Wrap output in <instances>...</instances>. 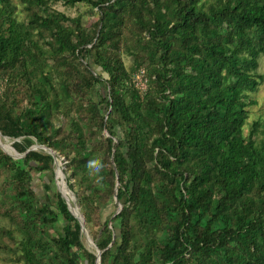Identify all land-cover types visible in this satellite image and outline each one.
<instances>
[{"label":"trees","instance_id":"trees-1","mask_svg":"<svg viewBox=\"0 0 264 264\" xmlns=\"http://www.w3.org/2000/svg\"><path fill=\"white\" fill-rule=\"evenodd\" d=\"M18 2L27 20L0 0V132L24 154L0 150L14 262L98 257L56 189V156L29 151L35 139L67 161L101 264H264V122L245 133L264 82V0ZM33 172L50 174L47 202ZM114 200L122 210L104 221Z\"/></svg>","mask_w":264,"mask_h":264},{"label":"rangeland","instance_id":"rangeland-1","mask_svg":"<svg viewBox=\"0 0 264 264\" xmlns=\"http://www.w3.org/2000/svg\"><path fill=\"white\" fill-rule=\"evenodd\" d=\"M18 0H12V4L14 6H17L16 12L18 13V19L19 20H27L28 16L27 13L24 11V8L22 6L18 5ZM52 9L64 13L68 17H77L78 15H83L84 20H97L98 16L96 14H90L88 11L90 10L87 5L81 4L76 6L75 8H71L68 6L63 5L62 3H58L56 5L51 6ZM129 41L128 38L125 39V43ZM124 62L125 65L130 69L133 65V58L132 57H125L124 56ZM259 74L264 77V56H262L259 59ZM8 78V77H7ZM10 81V79H7L5 83ZM5 84H0V91H4ZM102 92L104 93V88L100 86ZM148 88V83H147ZM94 98L97 100L100 98L99 96V86L98 88H95L93 90ZM254 101L255 105L251 107V115H250V123L248 126V129L245 131L246 134H248L251 125L257 121L264 122V82H262L260 89L257 91V93L254 95ZM23 106V104H22ZM26 106V103L24 104ZM60 120L63 121V126L68 125V121L60 116ZM56 126L61 125V121H54ZM68 130H64L62 132V136L65 134V132ZM106 136H108L107 133H105ZM22 140V139H21ZM19 142V140H12L7 137H3L0 132V150L13 157L14 159H20L24 156V154H20L16 151L14 148V143ZM29 151L34 152H42V153H50L51 150L45 147L44 145H41L37 142V140L33 139V144L29 148ZM54 153V152H53ZM55 154V153H54ZM57 158V162H55V185L56 189L59 193L63 195V197L66 199V201L69 203V207L71 211L80 219H84L83 213L81 211L80 205L78 204V199L73 192L71 185L75 184V180L70 177V173L67 170V161L65 158L60 154H55ZM7 175L5 174V171L0 169V264H16L11 258V254L8 250V248H13V242L7 238L5 235V230L10 228L11 223L6 215L7 206L3 205L1 202V199H3V194L6 192L7 189V181H6ZM33 178H34V189L36 192V195L39 197V199L42 202L48 201V195H52L51 192H47L44 187L45 182H49L50 180V174H45L43 177L39 175L37 172H33ZM121 209V203L117 200H114L113 203H111L102 213V218L105 221L106 219H109L116 215L119 210ZM84 225H85V219H84ZM13 226V224H12ZM93 231H97V228L94 227ZM90 229L85 228L84 232V244L85 248L93 253H96L97 255L100 253L98 251V248L96 244L94 243L92 232ZM52 233L53 230L51 231ZM21 264V263H20ZM86 264V263H85ZM97 264H101L98 262Z\"/></svg>","mask_w":264,"mask_h":264},{"label":"built area","instance_id":"built-area-1","mask_svg":"<svg viewBox=\"0 0 264 264\" xmlns=\"http://www.w3.org/2000/svg\"><path fill=\"white\" fill-rule=\"evenodd\" d=\"M147 83H148V79L146 77V73L144 70L138 72L133 79V84L140 91L142 95H144L147 92Z\"/></svg>","mask_w":264,"mask_h":264},{"label":"water","instance_id":"water-1","mask_svg":"<svg viewBox=\"0 0 264 264\" xmlns=\"http://www.w3.org/2000/svg\"><path fill=\"white\" fill-rule=\"evenodd\" d=\"M50 154H52L53 156L55 155L52 151L50 152ZM54 157H55V156H54ZM55 162H57V158H56V157H55ZM68 206H69V203H68ZM69 208H70V207H69ZM70 210H71V209H70ZM121 210H122V205H121V209L119 210L118 213H120ZM71 212H72V211H71ZM72 214H73V215L77 218V220L79 221L80 226H81V228H82V231L85 232L84 219H83V218H82V219L78 218L73 212H72ZM98 262L101 263V252L98 254L96 264H97Z\"/></svg>","mask_w":264,"mask_h":264}]
</instances>
